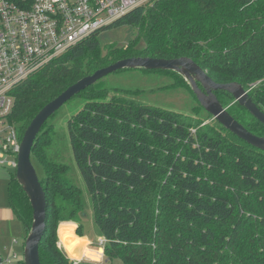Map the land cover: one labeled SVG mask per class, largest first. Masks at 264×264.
<instances>
[{
    "label": "trees",
    "instance_id": "1",
    "mask_svg": "<svg viewBox=\"0 0 264 264\" xmlns=\"http://www.w3.org/2000/svg\"><path fill=\"white\" fill-rule=\"evenodd\" d=\"M120 25L137 27L138 37L102 48L100 30L13 89L9 120L21 138L70 85L135 56H187L216 81H238L247 89L263 80L250 95L264 111V0H154L103 30ZM146 71L172 75L194 95L178 72ZM122 90L109 95L104 86L86 88L77 94L84 106L67 123L96 224L107 239L101 264H264V151L217 120L206 122L212 116L139 102L127 95L132 90ZM217 95L245 127L264 135V125L230 93ZM57 141L47 120L31 154L35 167L43 166L39 178L47 198L42 264H69L56 247V226L80 222L86 205L71 166L59 159L65 155ZM10 180L11 206L28 234L33 208L16 172Z\"/></svg>",
    "mask_w": 264,
    "mask_h": 264
},
{
    "label": "built area",
    "instance_id": "2",
    "mask_svg": "<svg viewBox=\"0 0 264 264\" xmlns=\"http://www.w3.org/2000/svg\"><path fill=\"white\" fill-rule=\"evenodd\" d=\"M153 1L0 0V166H18L22 138L9 120L13 89L79 42ZM106 241L102 236L99 246ZM16 258L4 259L0 253V264H13Z\"/></svg>",
    "mask_w": 264,
    "mask_h": 264
},
{
    "label": "water",
    "instance_id": "3",
    "mask_svg": "<svg viewBox=\"0 0 264 264\" xmlns=\"http://www.w3.org/2000/svg\"><path fill=\"white\" fill-rule=\"evenodd\" d=\"M122 69L171 70L178 72L188 81L197 101L213 119L248 144L264 151V136L257 135L245 127L230 113L228 107L223 105L217 95V91L230 93L236 102L264 125V111L240 82H218L202 66L187 56L178 58L135 56L123 58L99 68L92 74L86 75L70 85L47 103L32 119L23 134L18 155L16 178L28 195L33 208L32 225L25 239L23 259L25 264H42L40 244L46 232L47 220L46 193L31 158L35 140L47 120L66 102L108 74ZM82 214L86 215L85 212Z\"/></svg>",
    "mask_w": 264,
    "mask_h": 264
},
{
    "label": "rangeland",
    "instance_id": "4",
    "mask_svg": "<svg viewBox=\"0 0 264 264\" xmlns=\"http://www.w3.org/2000/svg\"><path fill=\"white\" fill-rule=\"evenodd\" d=\"M136 37H138L137 27L133 25H120L102 30L99 33L102 48L110 44L127 46ZM262 82L263 80H259L251 83L249 88H254ZM95 84L98 87H107L109 95L123 93L121 89L132 90L133 92L127 93V95L139 102L160 106L194 117L209 118L211 116L203 107H197L195 111V107L198 106L199 102L194 98L190 89L183 85L185 83L172 75L159 71L122 69L108 74ZM84 101V98L80 95L74 96L54 116L48 119V124L55 125L58 134L57 147L65 155V158L59 159L71 166L70 177L83 189L86 200V215L79 222L83 228L82 233H87L91 238L95 239L97 235L101 236V232L95 221L92 196L74 159L67 127L68 120L82 109ZM232 107L233 105L231 104ZM211 121H213V118L208 119L206 122ZM36 170L40 177L44 175V169L41 164L36 166ZM14 171L16 172L8 164L0 166V253L4 259L13 258L15 254H18V258L12 261L13 264H21V260L24 259L27 232L23 222L15 215L11 206L10 179L11 175L15 173ZM98 247L100 246L98 245Z\"/></svg>",
    "mask_w": 264,
    "mask_h": 264
},
{
    "label": "clouds",
    "instance_id": "5",
    "mask_svg": "<svg viewBox=\"0 0 264 264\" xmlns=\"http://www.w3.org/2000/svg\"><path fill=\"white\" fill-rule=\"evenodd\" d=\"M79 222L73 219L61 220L56 226V247L65 255L69 264H101L103 248L98 247L102 237L97 235L95 239L87 233H81Z\"/></svg>",
    "mask_w": 264,
    "mask_h": 264
},
{
    "label": "crops",
    "instance_id": "6",
    "mask_svg": "<svg viewBox=\"0 0 264 264\" xmlns=\"http://www.w3.org/2000/svg\"><path fill=\"white\" fill-rule=\"evenodd\" d=\"M103 257H104V249H103Z\"/></svg>",
    "mask_w": 264,
    "mask_h": 264
},
{
    "label": "flooded vegetation",
    "instance_id": "7",
    "mask_svg": "<svg viewBox=\"0 0 264 264\" xmlns=\"http://www.w3.org/2000/svg\"><path fill=\"white\" fill-rule=\"evenodd\" d=\"M236 102V101H235ZM262 136H264V135H262Z\"/></svg>",
    "mask_w": 264,
    "mask_h": 264
}]
</instances>
